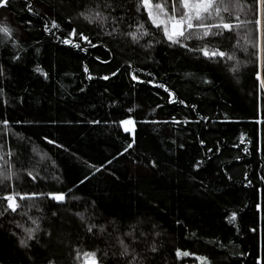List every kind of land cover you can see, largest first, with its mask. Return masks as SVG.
<instances>
[{"label":"trees","instance_id":"obj_1","mask_svg":"<svg viewBox=\"0 0 264 264\" xmlns=\"http://www.w3.org/2000/svg\"><path fill=\"white\" fill-rule=\"evenodd\" d=\"M33 3L40 15L23 10L25 0H12L7 12L0 10V17L8 15L13 25L18 26L19 38L26 49L16 50V55L26 57L19 63L9 60L10 45L0 49V64L6 69L0 86L7 93L6 97H0V109L4 108L2 100L7 99V116L12 121H36L14 125L15 131L31 138L39 154H33V144H28L22 149L21 159L43 156L49 176L60 175L64 185L72 187L87 171L79 162L81 159L97 165L106 163L131 142L130 133L111 123L126 118L128 108L134 110L127 115L136 121L137 144L119 162L113 161L108 166L119 176L118 181L107 173H97L90 183L74 189V194L83 199L59 209L60 219L52 228V239L42 236L35 252L21 249L10 236L11 230L0 231V264H31L29 257L42 259L50 255L59 257L61 264H72L77 246L82 251L105 249V239L87 238L78 219L69 212V209L84 211V201L91 200L97 201L96 212L102 217L99 222L118 221L122 231L136 217H150L163 234L156 238L164 245L155 256L156 264H196L197 256H208L216 264H257V257L264 256V180L260 179L264 176V89L256 73L259 71L264 78V66L254 54L255 49L245 45V29L226 33L231 38L222 41L225 47L221 50L235 48L236 59L241 62L239 73H232L228 67L235 61H209L202 54L170 49L166 44L145 50L132 44L130 38L113 40L98 36V26L78 18L76 13L83 9L68 7L67 0H42V3L33 0ZM131 14L135 15L134 11ZM142 15L146 18L147 13ZM236 15L241 20L252 18L251 12L245 15L234 10L233 23ZM49 18L61 24L60 30H53L54 34L44 31V21ZM72 28L83 31L96 47L88 46L78 37L70 39L87 47V52L63 44L62 34ZM188 43L190 47L197 46L196 42ZM36 47L41 50L39 54ZM105 60L110 63H103ZM126 62L133 67L128 68ZM37 63L49 73V79L34 71ZM85 64L88 73L83 70ZM117 68L120 72L112 77L111 72ZM136 69H142L136 74L145 83L131 79ZM89 74L95 79H87ZM104 75H109L110 80L100 78ZM203 79L212 83H203ZM148 80L153 83H147ZM160 83L187 105H196L195 110L170 103L169 93L157 87ZM81 88L85 91L81 92ZM172 117L181 121L187 118L189 123H145L170 121ZM50 119L58 122L52 124ZM91 119L109 123L78 122ZM46 135L49 139L56 138L68 150L48 145L43 139ZM9 143H16L15 137H9ZM156 158L160 161L158 171L151 170L149 165ZM133 160L139 161L140 166H133ZM197 161H203L199 170L194 167ZM30 180L26 178L23 190L53 191L63 187L50 178L37 180L35 186L27 183ZM257 203L261 204L259 211ZM57 210L45 208V213L50 216L51 211ZM233 211L238 212L237 219L229 223ZM43 227L47 229L48 223ZM144 227L150 230L151 224ZM252 227H258V233H252ZM108 231H112L111 225ZM176 248L194 255L178 259ZM241 252L245 254L240 255ZM113 259L110 253L105 264H111ZM75 264H83V258Z\"/></svg>","mask_w":264,"mask_h":264},{"label":"snow or ice","instance_id":"obj_2","mask_svg":"<svg viewBox=\"0 0 264 264\" xmlns=\"http://www.w3.org/2000/svg\"><path fill=\"white\" fill-rule=\"evenodd\" d=\"M37 3H42V0H36ZM12 6V0H0V10L7 12ZM68 7L82 8L76 13L78 18L87 21L88 24L97 25L99 31L97 35H105L113 40L128 39L134 45H137L145 50H154L156 45L166 44L170 49L181 48L189 53L202 54L204 58L209 61L224 60L225 63L235 61L234 64L228 67L232 73H239L241 62L236 59L235 48L229 50H221L224 46L223 40L226 33L231 34L235 30L245 29L243 37L246 46L255 49L254 54L257 56L259 62L264 66V0H252L247 3V0H67ZM23 10L34 15H40L36 10L33 0H25ZM252 13L251 19L241 20L239 15L235 16L236 23H233V11ZM134 11L135 15L131 13ZM123 13L121 15L120 13ZM142 12H146V18L143 17ZM69 17V23H71ZM31 24V20L28 21ZM61 24L54 18H49L44 21V31L54 34L53 30H60ZM254 33V37H253ZM162 34V35H161ZM63 35L61 42L65 45H70L81 51H88L87 47H82L81 43L75 42L70 37H78L80 41L86 42L90 47H96L92 43L88 35L83 31L72 28L70 32ZM160 35V38L156 37ZM60 39V37H57ZM141 41H145L141 43ZM189 41L196 42V47H190ZM239 43V42H237ZM11 47L12 53L9 57L10 61L17 63L22 62L26 57L16 55V50L26 51L25 46L21 43L18 34V26L13 25L8 15L0 17V49H7ZM214 45V46H213ZM40 48L36 47V54L40 53ZM247 51V47H245ZM99 59V57H97ZM103 63L108 64L109 61L105 60ZM128 68H132L130 62H126ZM85 73L89 72L87 64L83 68ZM34 71L41 74L44 79H49V73L44 71L39 63L36 64ZM142 69H136L131 74V79L140 83L145 81L140 80L136 72ZM6 69L3 64H0V78L5 77ZM120 72L117 68L111 72V76L115 77ZM152 76V73H148ZM185 76H193V73H185ZM101 79L110 80L109 75L100 77ZM87 79H95L94 76L89 74ZM256 79L260 82V86L264 89V78H261V73H256ZM153 83V80L146 81ZM203 83L210 84L212 81L203 79ZM2 83V80H0ZM163 88L165 92L169 93L170 103H179L185 107H190L195 110L196 105H187L183 99H179L175 92L170 91L164 83L157 85ZM107 90V89H106ZM27 91V89H25ZM81 92L85 89L81 88ZM6 89L0 86V97H6ZM23 101V97H21ZM4 108L0 109V231L9 232L21 249H31L35 252V246L40 245L42 236H47L52 239V228L55 226V221L60 219L59 209L64 208L71 202H79L83 198L74 194V189H79L81 185L90 183L95 178L97 173H107L108 176L119 180L114 171H111L110 166L113 161L119 162V158L125 156L130 149L137 144L135 137V124L133 117L127 115L132 113L133 108H128L125 114L126 118L112 120V124L122 126L125 133L131 134V142L123 146L122 151H118L112 159L97 164H91L86 160L81 159L79 162L84 165L87 171L83 177L74 183L72 187L64 185V181L60 175L55 173L49 176V169L47 162L43 156L36 159L37 148L30 137H25L21 132L14 130L15 124L36 122L23 121L17 119L12 121L7 116V99L2 100ZM159 107V106H158ZM205 120L207 117H201ZM58 121L50 119V123L56 124ZM80 123H88L92 125H100L102 122L108 124L107 120L91 119L78 121ZM257 120V123H260ZM69 123H71L69 121ZM145 123L152 124H188L189 120L185 118L183 121L177 120L172 117L170 121H145ZM9 137H15L16 143L10 144ZM44 141L48 145H53L56 148L64 149L63 143H58L56 138L49 139L46 135ZM243 141V135L241 136ZM174 143V141H173ZM201 145L204 141H200ZM28 144H33L32 152L34 156L28 157L27 161L22 160L23 151ZM180 147H184L183 144ZM211 151V149H209ZM219 151V149H217ZM248 150L245 149V152ZM71 155L75 156V153ZM133 166L139 167L140 162L131 161ZM203 161H197L194 167L199 170ZM54 164V162H53ZM151 170H159V158L151 159L149 161ZM145 170H149L145 166ZM41 172L44 175H41ZM30 177L31 180L27 181L30 186H35L37 180L55 181L63 187L53 191H35L23 190V185L26 178ZM194 179V177H193ZM230 180L231 177L229 176ZM264 180V176L260 177ZM251 186V180H249ZM143 193H141V196ZM50 202H55L54 204ZM56 207L57 211H51L50 216L45 213V208ZM98 207L96 200L84 201V211L69 212L75 216L84 230L85 236L92 240L105 239L106 248L100 249L96 247L91 251H82L79 246L74 248V259L78 261L83 258V264H105L109 254L114 257L111 264H156L155 256L160 254L164 245L156 238L162 237V232L157 230L158 225L151 223L150 217L147 215L143 219L136 217L135 222L127 225V230L122 231L118 221H109L108 224L100 223L101 216L97 215L96 209ZM259 211L261 204L255 205ZM35 212V214H32ZM238 212L233 211L229 217V223H233L237 219ZM17 217H20L19 219ZM26 218V219H25ZM47 222L48 228H44L43 224ZM176 223H180L179 220ZM151 224V229H145V225ZM112 226V231H108V226ZM252 233H258V227L250 229ZM195 236V233L192 234ZM62 242V241H61ZM216 243V241H210ZM224 245H221L223 247ZM245 253L241 252L240 255ZM71 256L72 253L70 252ZM194 253L182 251L176 248L175 256L180 259L183 257L192 256ZM31 264H61L60 258L54 255L46 256L42 259L28 258ZM196 259L200 264H216V261L209 259L208 256H197ZM257 264H264V256L257 257Z\"/></svg>","mask_w":264,"mask_h":264},{"label":"rangeland","instance_id":"obj_3","mask_svg":"<svg viewBox=\"0 0 264 264\" xmlns=\"http://www.w3.org/2000/svg\"><path fill=\"white\" fill-rule=\"evenodd\" d=\"M196 264H200V262L198 261Z\"/></svg>","mask_w":264,"mask_h":264}]
</instances>
